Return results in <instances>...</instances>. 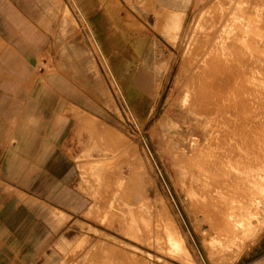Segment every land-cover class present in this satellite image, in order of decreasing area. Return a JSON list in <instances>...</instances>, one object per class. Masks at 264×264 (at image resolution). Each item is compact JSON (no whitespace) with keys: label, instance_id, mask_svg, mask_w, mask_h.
I'll return each mask as SVG.
<instances>
[{"label":"rangeland","instance_id":"rangeland-1","mask_svg":"<svg viewBox=\"0 0 264 264\" xmlns=\"http://www.w3.org/2000/svg\"><path fill=\"white\" fill-rule=\"evenodd\" d=\"M97 1L0 0V264H264V0Z\"/></svg>","mask_w":264,"mask_h":264},{"label":"crops","instance_id":"crops-1","mask_svg":"<svg viewBox=\"0 0 264 264\" xmlns=\"http://www.w3.org/2000/svg\"><path fill=\"white\" fill-rule=\"evenodd\" d=\"M84 1H87V2H89V3H94L95 4V9H93V11H91V13H90V16L88 17L86 14V18H95V19H98V18H100V15H99V9L97 8V3H98V1L97 0H84ZM121 18H123V19H127L126 18V16H121ZM263 261H264V258H263ZM264 263V262H263Z\"/></svg>","mask_w":264,"mask_h":264},{"label":"bare ground","instance_id":"bare-ground-1","mask_svg":"<svg viewBox=\"0 0 264 264\" xmlns=\"http://www.w3.org/2000/svg\"><path fill=\"white\" fill-rule=\"evenodd\" d=\"M262 18H263V17H262ZM262 18H261V19H262ZM258 23H259V22H258ZM259 25H260V24H259ZM259 29H260V28H259ZM261 29H262V28H261ZM224 81H226V80L224 79ZM199 104H200V103H199ZM199 104H198V106H199ZM195 105H196V104H195ZM195 105H194V106H195ZM201 106H202V105H201ZM195 107H196V106H195ZM199 109H200V107H199ZM186 110H187V109H186ZM199 111H200V110H199ZM190 112H191V111H190ZM198 115H200V113H199ZM214 119H217V118L214 117ZM214 119H213V121H214ZM215 121H216V120H215ZM221 123H222V121H221ZM206 130H207V129H206ZM204 131H205V130H204ZM212 132H213V131H212ZM214 132H216V131H214ZM214 132H213V134H215ZM208 133H209V132H207V134H208ZM203 134H204V133H203ZM213 134H209V135L211 136V135H213ZM179 135H180V134H179ZM203 137H204V136H203ZM207 137H209V136H207ZM205 139H206V138H205ZM209 139H212V137L209 138ZM170 140H171V139H170ZM203 140H204V139H202L201 142H203ZM206 141H207V139H206ZM209 141H210V140H209ZM201 142H200V143H201ZM201 144H203V143H201ZM208 144H209V143H208ZM208 144L205 143V145H208ZM205 145H204V146H205ZM204 146H202L203 148H201V149L199 150V152H201L202 149L204 150V148L206 147V146H205V147H204ZM198 148H199V147H197V149H198ZM197 149H196V150H197ZM196 150H195V151H196ZM195 151H194V152H195ZM205 151H206V150H205ZM197 153H198V150H197ZM203 153H205V152H203ZM189 154H190V152H189ZM192 154H193V152H192ZM262 154H263V153H262ZM193 155H194V154H193ZM205 159H206V158H205ZM196 160H198V159H196ZM202 162H203V161H202ZM197 164H199V163H197ZM197 164H196V165H197ZM200 164H201V163H200ZM201 166H202V165H201ZM195 167H196V166H195ZM226 175H227V174H226ZM257 182H258V181H257ZM253 186H254V185H253ZM249 187H250V186H249ZM251 191H254V188H253V190H252V187H251ZM215 193H216V191H215ZM217 193H218V192H217ZM216 217L218 218V215H217ZM216 220H217V219H216Z\"/></svg>","mask_w":264,"mask_h":264}]
</instances>
